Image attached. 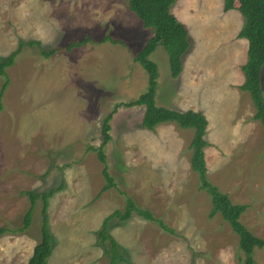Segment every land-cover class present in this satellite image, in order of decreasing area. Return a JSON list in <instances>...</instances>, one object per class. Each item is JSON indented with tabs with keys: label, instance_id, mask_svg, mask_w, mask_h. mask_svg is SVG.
Here are the masks:
<instances>
[{
	"label": "rangeland",
	"instance_id": "1",
	"mask_svg": "<svg viewBox=\"0 0 264 264\" xmlns=\"http://www.w3.org/2000/svg\"><path fill=\"white\" fill-rule=\"evenodd\" d=\"M171 10L187 25L190 46L178 77L162 45L150 54L159 73L155 102L205 114L208 178L234 203L248 205L240 220L264 239V126L240 87L244 17L225 11L224 0H175ZM152 34L128 0H0V59L21 39L39 40L43 49L86 35L114 39L50 57L37 45L24 46L7 68L0 111V228L7 230L0 233V264H28L42 238L43 200L29 227L19 230L31 203L24 191L53 188L49 264H110L98 234L109 217L108 231L131 261L119 264H243L238 234L221 213L210 216L211 197L192 169L194 129L174 121L148 129L146 107L124 105L148 88V72L135 55ZM4 81L0 76V90ZM113 111L104 151L115 186L101 191L104 164L94 148ZM128 197L175 233L136 213L128 220L113 216L125 211ZM254 256L264 264V247Z\"/></svg>",
	"mask_w": 264,
	"mask_h": 264
},
{
	"label": "trees",
	"instance_id": "2",
	"mask_svg": "<svg viewBox=\"0 0 264 264\" xmlns=\"http://www.w3.org/2000/svg\"><path fill=\"white\" fill-rule=\"evenodd\" d=\"M175 0H128V8L135 13L142 21L145 27H152L153 34L136 53L135 60L148 72V88L136 100L125 102V106L144 105L146 107L142 124L148 129H154L156 125L165 121H174L181 127L193 128L194 135L189 145L192 150L191 166L198 173L201 188L211 197L212 209L210 216L218 212L221 213L232 229L239 236V247L243 252V264H256L255 249L264 247V239L256 236L240 220L245 212L247 204H236L230 196L221 191L208 178V168L206 162L205 147L208 142L205 138L208 119L202 111L188 109L179 111L173 108L159 106L155 102L157 89L158 66L156 62L150 59V54L162 45L168 53L171 74L178 77L183 69V55L188 50L190 43L188 38V27L171 10ZM237 9L244 17V24L238 33V37L246 38L248 41L247 60L242 69L245 74V80L240 85L242 90L248 91L255 106L254 118L262 122L264 126V94L262 89V69L264 67V0H224V10ZM112 39L110 36H104L99 40L86 35L84 38L68 41L66 44L56 46L51 49L41 48L39 40H20L18 49L13 51L7 57L0 59V76L5 77V81L0 90V111L3 108V97L9 85V75L7 68L14 65L17 55L24 46L40 48L43 56L50 57L58 51H69L74 47L83 46L89 41L104 42ZM119 106V105H118ZM117 108H115L116 110ZM109 113L102 122L103 142L99 147H95L98 157L104 164L103 174L106 183L101 191H105L115 186L114 177L109 172L107 156L104 151L106 144L112 139L110 130L113 113ZM62 189V185L59 187ZM56 188L48 191L36 192L26 190L24 194L30 198V207L25 214L24 224L19 230H25L29 227L33 218V211L39 198L43 200L42 207V238L34 247L33 254L28 260V264H49V257L53 251V237L50 229L49 204L50 198L55 193ZM136 213L144 218L155 221L162 229L175 233L174 229L169 227L163 219L155 216L153 211L139 206L133 198L128 197L127 206L124 212L116 210L113 216H118L122 220H128ZM110 218V217H109ZM107 218L99 231L101 242L105 253L110 258V264H119L121 262L131 263L129 258L122 253L121 246L117 239L108 231ZM6 228H0V233L5 232Z\"/></svg>",
	"mask_w": 264,
	"mask_h": 264
},
{
	"label": "crops",
	"instance_id": "3",
	"mask_svg": "<svg viewBox=\"0 0 264 264\" xmlns=\"http://www.w3.org/2000/svg\"><path fill=\"white\" fill-rule=\"evenodd\" d=\"M243 82H244V81H243ZM241 84H242V83H241ZM241 84H240V85H241Z\"/></svg>",
	"mask_w": 264,
	"mask_h": 264
}]
</instances>
